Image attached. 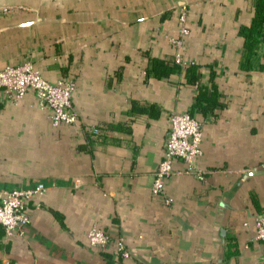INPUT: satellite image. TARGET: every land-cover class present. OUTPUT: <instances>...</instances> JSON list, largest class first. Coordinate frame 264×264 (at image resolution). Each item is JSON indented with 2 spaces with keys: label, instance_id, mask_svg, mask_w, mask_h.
<instances>
[{
  "label": "crops",
  "instance_id": "crops-1",
  "mask_svg": "<svg viewBox=\"0 0 264 264\" xmlns=\"http://www.w3.org/2000/svg\"><path fill=\"white\" fill-rule=\"evenodd\" d=\"M256 1L0 0L16 8L0 12V68L30 60L53 83L72 79L79 117L55 126L34 93L0 91V188L47 186L23 234L0 226V264H107L93 228L125 239L122 264H264V42L246 69L240 33ZM182 11L197 78L149 76L150 57L176 54ZM176 112L203 124L204 179L176 159L168 205L152 187Z\"/></svg>",
  "mask_w": 264,
  "mask_h": 264
},
{
  "label": "built area",
  "instance_id": "built-area-1",
  "mask_svg": "<svg viewBox=\"0 0 264 264\" xmlns=\"http://www.w3.org/2000/svg\"><path fill=\"white\" fill-rule=\"evenodd\" d=\"M14 6L0 2V12L12 13ZM190 33L187 24V13L182 11L180 16L179 37L172 39L177 51L175 61L182 67L195 64L183 58L184 37ZM198 86V83H196ZM75 82L62 78L53 83L42 76L34 67L32 61L19 65H8L0 68V91L7 99L19 103L27 93H34L42 107L51 110L53 125L77 124L79 117L73 105ZM94 134L99 133L97 127H92ZM203 124L190 112H176L170 116V134L166 141L163 159L155 171L152 187L153 195L170 205L171 197L167 194L168 179L174 174L173 164L176 159L185 163V172L204 179V171L199 167L202 154ZM47 186L40 182L33 187L1 189L0 188V226L4 228L6 236L23 234L31 220L29 205L34 202L41 206V198L46 193ZM256 226V240L264 244V211L254 216ZM90 246L105 252H112L121 262L131 257L130 249L125 239L112 235L103 228H93L88 233Z\"/></svg>",
  "mask_w": 264,
  "mask_h": 264
},
{
  "label": "trees",
  "instance_id": "trees-1",
  "mask_svg": "<svg viewBox=\"0 0 264 264\" xmlns=\"http://www.w3.org/2000/svg\"><path fill=\"white\" fill-rule=\"evenodd\" d=\"M240 33L245 38V48L246 54L242 66L246 69L253 67V58L255 52L261 42H264V0H257L255 6V14L253 20L249 26H244L241 28ZM182 68L187 70L188 77L191 79L197 78V64H192L187 67H182L175 61V56L168 59H161L157 57H150L149 64L147 67V73L149 76H154L156 78H167L171 74L179 72ZM206 89L201 88L200 94L195 100L194 106L205 110L206 107L203 106V100L207 99L205 97ZM152 113V108L147 110ZM107 264H122L120 258L116 257L112 252H106Z\"/></svg>",
  "mask_w": 264,
  "mask_h": 264
},
{
  "label": "water",
  "instance_id": "water-1",
  "mask_svg": "<svg viewBox=\"0 0 264 264\" xmlns=\"http://www.w3.org/2000/svg\"><path fill=\"white\" fill-rule=\"evenodd\" d=\"M262 169H264V164L257 168V170H262ZM250 174H251V173H250ZM246 176H247V175H246Z\"/></svg>",
  "mask_w": 264,
  "mask_h": 264
}]
</instances>
